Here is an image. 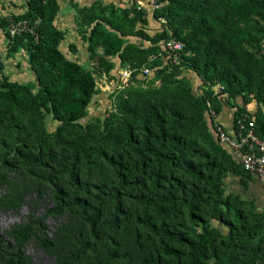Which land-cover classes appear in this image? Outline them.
<instances>
[{
    "label": "trees",
    "instance_id": "obj_1",
    "mask_svg": "<svg viewBox=\"0 0 264 264\" xmlns=\"http://www.w3.org/2000/svg\"><path fill=\"white\" fill-rule=\"evenodd\" d=\"M156 2L151 17L164 28L154 36L133 30L146 25L133 4L117 13L75 6L80 25L88 26L81 33L85 50L99 69L113 68L111 58L119 66L153 67L151 82L120 83L105 116L83 125L78 120L95 92L94 77L58 48L64 31L53 23L56 0H24L23 12L0 17L6 56L24 50L36 87L32 92L0 75V183L9 185L0 203L15 209L29 189L37 195L46 189L52 203L45 213L67 212L75 220L74 229L61 225L55 240L37 237L56 264H264L262 197L254 204L226 192L224 180L258 185L216 143L206 107L217 114L221 98L250 93L256 110L248 113L243 98L232 104V119L253 116L264 140V25L246 31L235 24L252 17L264 23V0ZM8 20H38L36 39L25 32L10 37ZM133 36L148 44L129 41ZM168 37L183 49L176 63L163 64L160 40ZM182 70L195 74L196 90L177 78ZM215 82L223 89L212 95ZM42 112L59 122L49 134ZM10 166L21 169V182L6 178ZM36 225L43 233L40 220ZM10 234L14 249L0 240V264H25L19 247L31 227L14 225Z\"/></svg>",
    "mask_w": 264,
    "mask_h": 264
},
{
    "label": "rangeland",
    "instance_id": "obj_2",
    "mask_svg": "<svg viewBox=\"0 0 264 264\" xmlns=\"http://www.w3.org/2000/svg\"><path fill=\"white\" fill-rule=\"evenodd\" d=\"M58 2V9L56 17L54 19V24L57 28L64 31V36L59 43V49L62 53H65L68 58L75 60L80 63L84 68L92 71L95 82V92L91 96L90 102L86 106L85 116L78 120L80 125L86 122L93 121L95 117L102 119L110 108L111 94L118 88H120V81L116 80V77L120 75V71L125 66H119L115 58L110 60L113 63V68L108 72H104L96 66L95 56H90L85 50V43L81 38L82 31H87L88 26L80 25L79 16L75 11V6H108V9L114 11L115 13L121 11L123 8H128L135 0H56ZM211 2V0H208ZM3 2V0H2ZM3 7V6H2ZM1 8V6H0ZM25 10L24 0H16L15 5H10L9 3L4 6V9L0 10V16L4 17L11 13ZM151 6H146L142 9L146 15V25L136 23L134 29L141 27L143 33L148 36H154L159 34V29L164 28L162 26L161 20L157 23L153 21L151 17ZM2 14V15H1ZM65 23L63 22V18ZM236 26L250 31L254 26L264 25V23L256 18L252 17L244 22H235ZM144 39V38H143ZM140 45H147L148 41L142 39H134ZM5 37L0 31V61L3 65L2 71L0 73L5 75L8 80L16 81L21 84H28L31 87V91L36 90L34 84V75L28 69L26 64V54L23 49H18L16 54L12 57H7L5 54ZM72 45V47H71ZM70 46V47H69ZM69 51V52H68ZM159 56H162V52ZM152 61L149 60V63ZM120 67V68H119ZM128 67V66H126ZM150 70L148 73H144L140 68H129L131 73L135 69L132 78L128 80L127 83H140L141 85H146L148 82L152 81L153 67H148ZM115 75V76H114ZM177 78L187 83L193 90H196L198 86V79L195 74L189 70H182ZM126 83V84H127ZM153 84L157 85L158 81L153 80ZM122 85H125L124 83ZM245 98L248 101L249 112H254L256 109V104L252 100L250 93H244L240 97H236L232 101H226L221 98L218 103L220 108L224 106L226 108H231L232 104H241L242 99ZM232 102V103H231ZM253 102V104H251ZM262 113L264 114V108L261 106ZM224 111V110H222ZM227 111V110H226ZM228 112V111H227ZM248 112V111H247ZM59 124L58 121L51 119L50 114L42 112V125L43 130L46 134L53 132L55 127ZM5 168V166L0 165V169ZM5 176L9 181L21 182L23 178V173L20 168L15 166H10L5 169ZM236 186V187H235ZM257 186V185H256ZM225 191H231L238 193L242 198H247V201L253 199L257 202L259 190L254 187L243 188L238 184L237 178L232 177V179L226 178L224 180ZM9 190V185L6 183H0V198L5 192ZM261 193V192H260ZM263 202V203H262ZM51 199L49 193L44 189L40 195H37L32 189H29L26 193L21 196V201L17 208L4 207L0 203V240L3 245H7L9 249H14L12 246L13 239L10 234V229L17 224L29 225L31 227L32 234L30 237L19 247V251L26 258L25 264H56L55 256L46 250H44L37 242V237L44 235L50 240H55L59 236L61 230V225L66 223L67 229L75 228V220L68 216L67 212H63L59 215H49L45 213V209L51 206ZM258 209H264V197L260 201ZM247 206V205H246ZM40 220L43 226V233L38 229L37 223ZM68 221V223H67ZM264 229V227H263ZM262 232V231H261ZM76 235V234H75ZM263 241L261 248L264 254V235L262 236ZM110 264H124L121 260H116Z\"/></svg>",
    "mask_w": 264,
    "mask_h": 264
},
{
    "label": "built area",
    "instance_id": "obj_3",
    "mask_svg": "<svg viewBox=\"0 0 264 264\" xmlns=\"http://www.w3.org/2000/svg\"><path fill=\"white\" fill-rule=\"evenodd\" d=\"M136 9L142 10L146 6H151L152 9L157 7L156 0H135L133 3ZM38 20L33 24H29L26 20H8L6 31L10 37L21 32L30 34L33 39H36V32L34 27ZM161 48L164 56L162 63L167 60L174 63L179 59L180 53L183 49V43L173 37H168L160 40ZM149 68L143 66L141 71L149 72ZM131 70L128 67H123L118 76L121 84H125L130 78ZM223 86L219 82L209 86V91L212 95H217ZM207 112L211 117L212 131L216 143L227 154L231 155L234 160L244 169L254 175L260 189L264 192V140L257 136L254 130L253 116L247 115L234 116L230 131L220 123L216 116L217 114L206 102Z\"/></svg>",
    "mask_w": 264,
    "mask_h": 264
},
{
    "label": "crops",
    "instance_id": "obj_4",
    "mask_svg": "<svg viewBox=\"0 0 264 264\" xmlns=\"http://www.w3.org/2000/svg\"><path fill=\"white\" fill-rule=\"evenodd\" d=\"M57 2V1H56ZM10 4V5H15L16 4V0H3V2H2V0H0V6H1V8H0V10H2V9H4V6L6 5V4ZM3 6V7H2ZM57 6H58V2H57ZM58 9V8H57ZM21 12H23V11H18V12H15V13H11V14H18V13H21ZM56 13H57V11H56ZM56 13H55V16H54V19H55V17H56ZM2 15V14H1ZM10 15V14H9ZM9 15H7V16H4V17H8ZM0 17H2V16H0ZM63 18V22H62V19H61V23H65V21H64V17H62ZM154 21V20H153ZM155 23H157V21H154ZM53 23H54V20H53ZM0 31H1V29H0ZM63 31V30H62ZM2 32V31H1ZM3 34V33H2ZM4 36V35H3ZM5 37V36H4ZM129 39V41H132V42H135L136 44H139L137 41H135L134 39H139V38H137V37H129L128 38ZM5 41L7 42V39H6V37H5ZM61 41V40H60ZM84 42V41H83ZM60 43V42H59ZM85 43V42H84ZM6 45V44H5ZM143 46H145V45H143ZM72 47V46H71ZM58 48H59V44H58ZM60 50V49H59ZM69 52V51H68ZM16 54V53H15ZM67 59H70V58H68V56L65 54V53H62ZM116 59V58H115ZM72 60V59H71ZM237 104V103H236ZM248 104H250V103H246L245 104V108H246V110L248 111V113H252V112H249V110H248ZM251 104H253V102L251 103ZM238 105H240V104H238ZM264 108V107H263ZM255 109H256V107H255ZM222 110H224V111H222ZM228 112H227V111ZM216 118H217V120L220 122V123H222V125L225 127V129H227L228 131H230V127H231V124H232V108H226V107H224V106H221V108H220V110H219V113H217V116H216ZM256 184L258 185V183H257V181H256ZM259 186V185H258ZM236 187V186H235ZM261 192V193H260ZM259 195H261V197L263 196L264 197V192L261 190V191H259ZM261 201V200H260ZM263 203V202H262ZM262 203H261V205H262Z\"/></svg>",
    "mask_w": 264,
    "mask_h": 264
}]
</instances>
